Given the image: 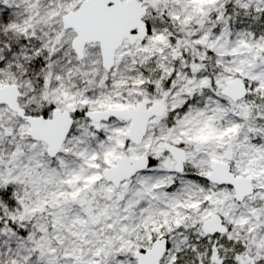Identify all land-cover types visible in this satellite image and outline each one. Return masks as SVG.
<instances>
[{"label": "snow or ice", "instance_id": "obj_1", "mask_svg": "<svg viewBox=\"0 0 264 264\" xmlns=\"http://www.w3.org/2000/svg\"><path fill=\"white\" fill-rule=\"evenodd\" d=\"M0 264H264V0H0Z\"/></svg>", "mask_w": 264, "mask_h": 264}]
</instances>
